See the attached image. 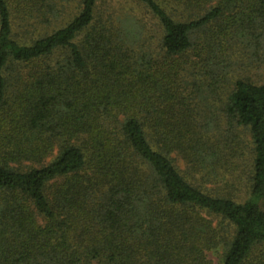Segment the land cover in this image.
<instances>
[{
	"label": "trees",
	"instance_id": "obj_1",
	"mask_svg": "<svg viewBox=\"0 0 264 264\" xmlns=\"http://www.w3.org/2000/svg\"><path fill=\"white\" fill-rule=\"evenodd\" d=\"M105 1L0 0V264H264V0Z\"/></svg>",
	"mask_w": 264,
	"mask_h": 264
},
{
	"label": "rangeland",
	"instance_id": "obj_2",
	"mask_svg": "<svg viewBox=\"0 0 264 264\" xmlns=\"http://www.w3.org/2000/svg\"><path fill=\"white\" fill-rule=\"evenodd\" d=\"M102 8L106 10V12L117 14H124L127 12L136 16L146 26L147 33L154 36V38L160 33L159 27H157L155 21L151 20L149 16L145 15L132 0H106L103 2ZM157 41V37L156 39L152 40L151 43L153 48L156 47ZM241 197L244 199L245 195H241ZM208 259L212 262V264H218L219 258L216 252H210L208 254Z\"/></svg>",
	"mask_w": 264,
	"mask_h": 264
}]
</instances>
